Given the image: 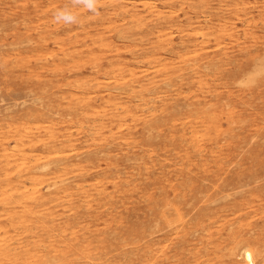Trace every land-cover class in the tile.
Masks as SVG:
<instances>
[{
	"label": "rangeland",
	"instance_id": "rangeland-1",
	"mask_svg": "<svg viewBox=\"0 0 264 264\" xmlns=\"http://www.w3.org/2000/svg\"><path fill=\"white\" fill-rule=\"evenodd\" d=\"M71 6L0 0V264H264V0Z\"/></svg>",
	"mask_w": 264,
	"mask_h": 264
},
{
	"label": "clouds",
	"instance_id": "clouds-1",
	"mask_svg": "<svg viewBox=\"0 0 264 264\" xmlns=\"http://www.w3.org/2000/svg\"><path fill=\"white\" fill-rule=\"evenodd\" d=\"M99 0H72L71 7H65L57 10L54 13V20L56 23L64 24H78L79 16L74 9L83 8L93 14H99L98 11Z\"/></svg>",
	"mask_w": 264,
	"mask_h": 264
},
{
	"label": "bare ground",
	"instance_id": "bare-ground-1",
	"mask_svg": "<svg viewBox=\"0 0 264 264\" xmlns=\"http://www.w3.org/2000/svg\"><path fill=\"white\" fill-rule=\"evenodd\" d=\"M28 168V167H27ZM32 172V171H31ZM33 173H31V176H29L30 178H32V175ZM36 177V176H35ZM35 179H37L38 180V182H39V180L40 179H38V178H35ZM28 196L31 198V199H34V197L33 196H30L29 194H28ZM31 212H34V213H36L35 211H33V209L31 210ZM68 246V245H67ZM256 246V245H255ZM255 246H254V248H255ZM257 252V253H256ZM255 253L257 254V256H259V255H261V253H260V251H256ZM64 253H62V251H61V253L59 254V255H53V256H51L50 258H48L47 259V261H45V262H39V264H64L65 262H66V257H65V255H63ZM83 254V253H82ZM256 256V255H255ZM246 258L251 262V264H254V251H247L246 252ZM257 258V257H256ZM262 259V258H261ZM25 263H27V262H25Z\"/></svg>",
	"mask_w": 264,
	"mask_h": 264
}]
</instances>
